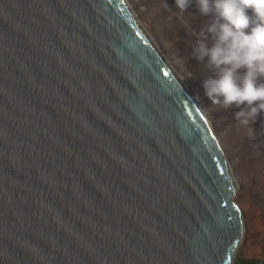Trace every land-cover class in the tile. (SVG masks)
I'll use <instances>...</instances> for the list:
<instances>
[{"label":"water","instance_id":"water-1","mask_svg":"<svg viewBox=\"0 0 264 264\" xmlns=\"http://www.w3.org/2000/svg\"><path fill=\"white\" fill-rule=\"evenodd\" d=\"M238 189L124 0H0V264H234Z\"/></svg>","mask_w":264,"mask_h":264},{"label":"rangeland","instance_id":"rangeland-1","mask_svg":"<svg viewBox=\"0 0 264 264\" xmlns=\"http://www.w3.org/2000/svg\"><path fill=\"white\" fill-rule=\"evenodd\" d=\"M127 1L190 90L230 162L239 185L236 201L246 226L236 257L264 259V113L255 123L245 125L234 116L237 108L225 109L212 104L205 95L203 81L214 75V71L197 59L196 47L178 42L176 33L179 27L187 26L193 36L199 38L201 27L211 22V16H202L199 12L179 13L169 4L170 0Z\"/></svg>","mask_w":264,"mask_h":264},{"label":"clouds","instance_id":"clouds-1","mask_svg":"<svg viewBox=\"0 0 264 264\" xmlns=\"http://www.w3.org/2000/svg\"><path fill=\"white\" fill-rule=\"evenodd\" d=\"M193 3L202 26L194 54L214 75L203 81L212 104L235 107L237 120L255 123L264 113V0H174L181 13Z\"/></svg>","mask_w":264,"mask_h":264},{"label":"trees","instance_id":"trees-1","mask_svg":"<svg viewBox=\"0 0 264 264\" xmlns=\"http://www.w3.org/2000/svg\"><path fill=\"white\" fill-rule=\"evenodd\" d=\"M169 4L171 6H175L174 4V0H170ZM176 7V6H175ZM179 13L180 10L178 8H176ZM198 10L195 8V3H193V5L185 11L186 14H195L197 13ZM176 37H177V41L180 42L181 44L187 45V46H191V47H197V43H198V37L193 36L192 32H190V28L188 30V27L185 26L184 28H178L177 29V33H176ZM234 264H264V259H239V258H235L234 260Z\"/></svg>","mask_w":264,"mask_h":264},{"label":"bare ground","instance_id":"bare-ground-1","mask_svg":"<svg viewBox=\"0 0 264 264\" xmlns=\"http://www.w3.org/2000/svg\"><path fill=\"white\" fill-rule=\"evenodd\" d=\"M125 1V3L131 8V5L128 3V1L127 0H124ZM132 9V8H131ZM132 11H133V9H132ZM134 12V11H133ZM143 25V24H142ZM145 28V27H144ZM181 78V77H180ZM182 79V78H181Z\"/></svg>","mask_w":264,"mask_h":264}]
</instances>
